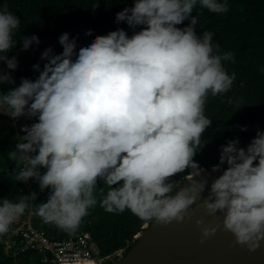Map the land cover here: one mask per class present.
<instances>
[{"label":"clouds","instance_id":"clouds-1","mask_svg":"<svg viewBox=\"0 0 264 264\" xmlns=\"http://www.w3.org/2000/svg\"><path fill=\"white\" fill-rule=\"evenodd\" d=\"M198 4L212 13L229 11L228 0H134L116 13V22L143 26L140 30L129 36L118 28L78 46L75 35L62 32V51L48 47L40 58L43 68L33 65L36 79L22 78L0 91V113L36 118L23 127L26 135L8 158L20 168L15 180L33 178L40 189L49 187L46 200L35 206L42 221L74 233L99 202L110 213L127 210L142 221L169 224L190 219L191 206L201 200L209 216H222L238 244L250 251L264 244V131L257 130L246 147L238 137L221 146L213 170L222 174L207 196V180L194 179L204 171L194 156L212 123L206 102L228 93L236 78L225 67L235 63L234 53L221 51L212 31L197 32L199 13L191 14ZM186 20L188 25L178 27ZM20 25L7 4L0 6L3 84H16L7 69H17L18 60L6 53L15 49ZM91 32L86 29L85 35ZM20 37L23 50L41 43L35 34ZM228 104L236 110L244 106L231 98ZM185 170L190 171L183 181L191 183L181 186L183 181L172 177ZM31 201L35 192L18 201L0 199V236ZM196 223L202 242L220 227L202 218Z\"/></svg>","mask_w":264,"mask_h":264},{"label":"trees","instance_id":"trees-1","mask_svg":"<svg viewBox=\"0 0 264 264\" xmlns=\"http://www.w3.org/2000/svg\"><path fill=\"white\" fill-rule=\"evenodd\" d=\"M228 3L229 11L224 14L212 13L199 4L191 14L196 16L199 13L198 33L212 31L215 33L213 39L220 44L221 51H232L235 56V63L225 62L228 72L236 74L231 90L223 95L209 96L206 102L205 112L212 119V123L202 137L206 143L194 156L201 168H211L219 163L221 146L230 139L238 137L240 146L246 147L257 135V130L264 131V71H261L264 66V0H228ZM4 4L20 18L21 25L15 33V49L6 53L10 58L16 56L18 60L17 69H7L16 84L0 83L1 91L18 86L22 78L36 79L39 72L33 69V65L39 63L41 69L43 68L46 61L40 58L48 47H52L56 53L62 51L58 42L62 32L67 31L70 37L75 35L78 46L86 44L96 34L106 35L110 31L123 28L131 36L134 31L143 27L132 29L126 21L116 22V13L133 6L134 0H0V6ZM93 5L96 7L92 8ZM189 23L190 20H186L178 27H185ZM89 28L92 32L85 35V30ZM33 34L39 36L41 43L23 50L20 35ZM5 68L6 63L0 62V69ZM230 98L242 101L244 106L236 110L228 104ZM35 119L24 116L23 127L30 126ZM16 122L17 119L0 113V199L18 201L22 195L35 192L36 201L30 202L29 208L11 228L33 208L34 224L53 237L63 238L80 231H89L99 248V257L108 260L119 250L129 249L134 237L147 221L140 220L127 210L123 213H110L98 202L74 233L65 232L54 224L42 221L35 213V206L46 200L49 187L40 189L33 178L27 182L15 180L20 168L8 158V153L14 150L19 136L26 135L23 129L18 130ZM241 126H247V131H241ZM43 170L41 168V172ZM189 171L185 170L184 174L172 179L183 181L184 175ZM99 186L107 191L102 181ZM99 199L98 195V201ZM6 235L0 236V264H42L31 253L19 259L7 255L4 251Z\"/></svg>","mask_w":264,"mask_h":264},{"label":"water","instance_id":"water-1","mask_svg":"<svg viewBox=\"0 0 264 264\" xmlns=\"http://www.w3.org/2000/svg\"><path fill=\"white\" fill-rule=\"evenodd\" d=\"M202 169L201 175L194 179L207 180L203 193V196H207L213 179L221 175L222 170L214 171L213 167ZM190 183L184 180L181 186ZM192 210L194 214L183 222H145L131 247L115 253L120 257L113 264H264V244L256 251L238 244L233 233L224 229L222 216H209L201 200L191 206ZM200 218L205 224L220 225L214 234L203 238V242L201 226L196 223ZM94 246L99 254L98 246ZM124 250L126 252L122 254ZM93 261L95 264H105L107 260L98 258Z\"/></svg>","mask_w":264,"mask_h":264},{"label":"built area","instance_id":"built-area-1","mask_svg":"<svg viewBox=\"0 0 264 264\" xmlns=\"http://www.w3.org/2000/svg\"><path fill=\"white\" fill-rule=\"evenodd\" d=\"M33 215L32 208L7 233L4 239V251L7 255L19 259L31 253L42 264H76L102 258L95 249L89 231H80L63 238L53 237L34 224Z\"/></svg>","mask_w":264,"mask_h":264},{"label":"rangeland","instance_id":"rangeland-1","mask_svg":"<svg viewBox=\"0 0 264 264\" xmlns=\"http://www.w3.org/2000/svg\"><path fill=\"white\" fill-rule=\"evenodd\" d=\"M23 119H24V116H22L19 120H17L16 124L18 126V130L21 131L23 129ZM128 249H126L127 251ZM125 250L122 252V254H124L126 252ZM120 257V255H113L110 259H108L106 262L107 263H110V264H113L115 261L118 260V258ZM105 262V264H106Z\"/></svg>","mask_w":264,"mask_h":264},{"label":"bare ground","instance_id":"bare-ground-1","mask_svg":"<svg viewBox=\"0 0 264 264\" xmlns=\"http://www.w3.org/2000/svg\"><path fill=\"white\" fill-rule=\"evenodd\" d=\"M65 264H69V263H65ZM84 264H95L93 260H89L87 262H85Z\"/></svg>","mask_w":264,"mask_h":264}]
</instances>
